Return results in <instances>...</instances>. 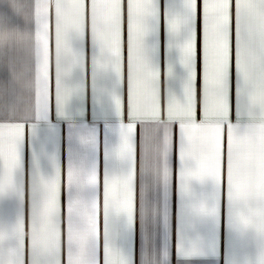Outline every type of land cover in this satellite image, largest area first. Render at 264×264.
Listing matches in <instances>:
<instances>
[{"label": "crops", "instance_id": "obj_1", "mask_svg": "<svg viewBox=\"0 0 264 264\" xmlns=\"http://www.w3.org/2000/svg\"><path fill=\"white\" fill-rule=\"evenodd\" d=\"M0 0V264H264V0Z\"/></svg>", "mask_w": 264, "mask_h": 264}, {"label": "clouds", "instance_id": "obj_2", "mask_svg": "<svg viewBox=\"0 0 264 264\" xmlns=\"http://www.w3.org/2000/svg\"><path fill=\"white\" fill-rule=\"evenodd\" d=\"M9 4L13 7V10L16 11V4H17V0H8ZM0 46H3V41L0 40ZM261 260H264V255H261L260 257Z\"/></svg>", "mask_w": 264, "mask_h": 264}]
</instances>
